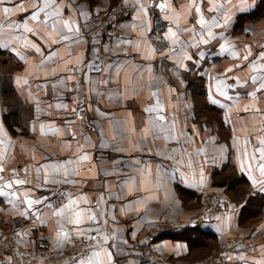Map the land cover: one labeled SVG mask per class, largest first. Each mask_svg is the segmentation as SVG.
<instances>
[{
    "label": "crops",
    "instance_id": "1",
    "mask_svg": "<svg viewBox=\"0 0 264 264\" xmlns=\"http://www.w3.org/2000/svg\"><path fill=\"white\" fill-rule=\"evenodd\" d=\"M45 2L0 0V60L11 70L16 101L15 107L3 106L0 92V165L5 168L0 187L15 179L29 181L5 188L8 196L0 197V228L20 219L23 242H31L32 222L37 221L53 246L63 249L70 241L55 245L57 222L64 224L71 238L74 226L67 222L68 213L61 219L53 210L67 203L71 193L73 198H87V203L78 199L74 208L97 214L98 223L86 221L81 227L99 228L101 236L110 237L103 247L111 251L112 264L141 260V264H162L145 258L150 238L155 250L179 264L205 257L209 258L201 264H264L263 246L248 250L264 240V192L260 191L264 174L259 169L264 161L254 151L264 147L260 143L264 59L259 56L264 51V0H47V8ZM161 3L167 5L163 10L158 7ZM117 4L125 5L128 15L121 20V35L109 40L89 16ZM5 7L12 9L10 14L3 12ZM34 12L39 13L36 20ZM158 14L172 18L168 21L178 41L173 44L169 35L172 45L161 62L145 31L146 22L150 20L152 26ZM64 21L73 24V32L63 26ZM61 34L71 39L62 40ZM53 39L59 43L53 44ZM225 42L231 47L222 48ZM17 77L28 83L17 84ZM217 80L223 82L226 95L216 92ZM209 94L217 103H211ZM200 100L207 106L202 104L199 111L196 101ZM149 107L154 111H145ZM213 114L217 120L209 118ZM159 115L165 120H157ZM144 129H148L146 138ZM102 142L108 146L102 147ZM85 155L88 160L81 159ZM238 157L245 162L244 171ZM68 160L72 163L66 164ZM249 163L256 186L249 179ZM45 164H66L76 183L44 185V169L40 168L38 180L37 167ZM250 188L254 191L248 195ZM206 191L231 195L225 223L191 224ZM25 193L42 201L27 219L20 215L26 207ZM176 222L178 227H173ZM198 230L204 233L199 235ZM227 230L236 247L229 250L228 258H216L214 242L218 244ZM192 234L200 240H192ZM196 243H204L200 251ZM69 260L63 256L52 262Z\"/></svg>",
    "mask_w": 264,
    "mask_h": 264
},
{
    "label": "rangeland",
    "instance_id": "2",
    "mask_svg": "<svg viewBox=\"0 0 264 264\" xmlns=\"http://www.w3.org/2000/svg\"><path fill=\"white\" fill-rule=\"evenodd\" d=\"M116 6V5H115ZM5 62H3L2 60H0V71L1 73H3L4 75H1L0 77V92L2 94V98H3V106H10V105H14L16 104V101L14 99V93L12 92V86H11V81H10V76L8 75L9 73H11L8 69V64H4ZM9 70V72H8ZM203 100V99H202ZM197 103V107L198 110L200 111L202 109V104L204 103L203 101H196ZM205 105L207 106V103H205ZM208 108H210L208 106ZM4 112H7V107L4 109ZM200 116V115H199ZM198 116V117H199ZM13 118V120L16 119L15 116H11ZM213 118L216 119L218 118V116L216 114L213 115H209V118ZM5 118V122L8 124L9 120H7L8 118V114L4 115ZM200 121V118H198V122ZM220 123V122H219ZM247 190V189H246ZM254 191L253 188H250L248 190V195H251L252 192ZM227 194L226 195H221V193H212V192H207L204 193V195L201 198V208L200 211L197 212V217L194 218V220H191V224L196 223V222H201L203 220H210L212 222H218V223H225V220L229 214L230 211V197L231 195L225 191ZM226 196V197H225ZM219 198L220 202H221V206L219 209L218 214H214L212 213L210 210H208V205L211 204L213 199ZM229 198V199H228ZM247 198H250L249 196H247ZM245 198L243 197L242 200H244ZM245 203V202H244ZM207 204V206L205 207V205ZM246 214V212H244V215ZM252 215L257 216L254 214V212H252ZM198 222V223H199ZM197 223V224H198ZM26 225V224H25ZM28 225V224H27ZM32 225L34 228V233L31 236V242H23L24 238L23 237V227H24V223L20 220V219H13V222L11 223V225H9L8 227H4L0 228V232L4 233V234H8V238L6 240V243L4 244L3 248L0 249V262L5 263V264H53L52 261H56L58 259H61V257H66V258H70V260L66 263H71V264H78V261L81 260L85 255L86 252L90 251V250H94L93 248L90 247V245H94L96 243V241H86L87 239H82L79 238L77 236H72L70 242L64 246L63 249H56L55 246H53V244L51 243V241L46 237L45 233L43 232L41 226L39 225V223L37 221L32 222ZM173 227H178V222H176V224ZM15 233V238L11 239L10 234ZM18 233H20L21 235H17ZM222 235V234H221ZM94 236V234H93ZM97 237V239H102L101 234L96 233L95 235ZM224 236V238H220V242H218V244L216 242H214V246L216 244V248L214 250V253L219 252V255L216 257H223L225 256V259L228 258L231 253L229 252V250L232 252L233 247H236V241H234L233 237L231 236V234L229 233V230L225 231L224 234L222 235ZM150 238V237H149ZM236 238V237H234ZM238 239V238H236ZM150 242V243H149ZM147 243V245L145 246V250H144V254L145 258L150 259V257L153 259L152 261L155 262H160L162 264H179V262L174 261L172 258H168L166 256H164L161 252L155 250V248L152 246L151 241H149ZM207 241H205L206 243ZM204 244V243H202ZM202 244H195V246L198 248L202 245ZM213 246V248H214ZM256 246H263L264 247V240L262 242V244L259 243H255L253 245H250L248 250H252L254 247ZM152 251L150 252V254H148L147 252L149 251V249ZM99 250V249H98ZM222 250L225 252L223 254ZM200 251V250H199ZM254 255V252H251ZM249 255V254H248ZM11 258V259H9ZM209 258V257H208ZM207 257L203 258V260H195V261H190L189 264H201L200 262L205 261L206 259H208ZM86 259V258H85ZM84 259V260H85ZM214 259L215 258H211ZM143 260L137 262L138 264H141ZM151 261V260H150ZM133 264H136V262H132ZM256 264H259L258 262Z\"/></svg>",
    "mask_w": 264,
    "mask_h": 264
},
{
    "label": "snow or ice",
    "instance_id": "3",
    "mask_svg": "<svg viewBox=\"0 0 264 264\" xmlns=\"http://www.w3.org/2000/svg\"><path fill=\"white\" fill-rule=\"evenodd\" d=\"M137 3H139V0H137ZM35 7V6H34ZM48 7L47 4V0L45 2V8ZM158 7L160 9H165L167 7L166 4L161 3L158 5ZM140 10L143 11L145 13V15H147V9L144 8V6L141 4L140 5ZM198 12L200 11L199 8L196 9ZM243 10V9H241ZM12 11L11 8L5 7L3 9V12L5 14H10ZM40 11H44V9H40ZM60 10L57 9L56 14L59 15ZM83 14V13H81ZM39 13L38 12H34L32 19L36 20L38 19ZM179 17L177 16L176 19H178ZM164 19L169 20L172 19L171 17H164ZM226 20L230 19V17H225ZM201 24H204V20L203 18H201V20L199 21ZM63 26L67 28L68 32H73V24L69 21H64L63 22ZM26 30L31 32L30 28H27V25H25ZM56 26L53 25V28H55ZM135 25H133V29H135ZM80 31L79 26L77 25L75 27V32L78 34ZM145 31L150 32L151 31V21H147L145 24ZM169 35L172 38V42L173 44L177 43V33L173 32L171 28H169ZM209 35H211V33H209ZM62 40H69L71 39V37H69L68 35H63L61 34L60 37ZM168 38V37H166ZM53 44L59 43L58 40L53 39L52 40ZM128 43H132L131 41H128ZM138 46V45H137ZM222 48H226V47H231V45L228 42H225V45L221 46ZM246 48L249 49V54H250V46H246ZM107 50V49H105ZM37 51H39V48H37ZM155 49H152V52H154ZM52 55H56L55 53H53ZM259 56L261 59H264V51H261L259 53ZM49 59H51V56L49 57ZM185 59H190V57H185ZM245 60L248 59V56L244 57ZM71 63V62H69ZM80 61H77V64H79ZM228 71H231V69H228ZM117 72L119 73V69H117ZM255 79V78H253ZM17 84L23 83V84H27L28 81L26 78H22V77H17L16 80ZM63 81H61L62 83ZM104 83H108V81H104ZM260 89H264V83H262L260 85ZM216 92L220 93V95H226V92L224 91V85L223 82L220 80H217L216 82ZM152 95H157L156 93H152ZM253 97H255V92L252 93ZM209 100L211 101V103L215 104L217 103V101L215 99L212 98V95L209 94ZM157 108L160 107V103L159 100H157ZM245 110L247 111L248 108L246 107ZM73 111H75V109H73ZM97 111H99L97 109ZM145 111L147 112H152L154 111L153 108L149 107L146 108ZM227 118V117H226ZM82 119V117H81ZM159 121H164L165 117L163 115H159L156 118ZM0 129H2V126H0ZM35 130V129H33ZM44 131V126L41 125V132L43 133ZM50 132H56L58 131V129H49ZM161 131H164L163 128H161ZM72 135L74 136L75 134L72 133ZM101 135H103V131L101 130ZM148 135V129H144V137L146 138ZM175 138V137H174ZM87 139V138H86ZM113 139H115V136L113 137ZM261 144H264V139H262L260 141ZM102 147H107L108 145L106 143L101 144ZM117 151H122V149H117ZM254 151H259V157L261 161H264V147L259 148L257 150ZM245 155H247V153L245 152ZM81 159L83 160H88L89 157L88 156H82ZM72 161L68 160L66 162V164H71ZM238 163L240 166V170L244 171L245 170V162L242 159H239L238 157ZM66 164H45V165H40L37 167V179H40V168L42 167L44 169V173H43V184L47 185L49 183H66V184H74L76 183L75 180L70 179V171L68 169V167L66 166ZM248 169H249V179L252 181L253 186H256V184L258 183L257 179L255 176H253L251 174V163H249L247 165ZM260 172L261 174H264V163H261L259 166ZM50 170V171H49ZM5 171V168L0 165V180H3V176L2 173ZM25 174L27 175L28 169L25 168ZM18 175V173L15 171V169L12 170V176L16 177ZM76 175H79L78 172H76ZM56 177H61V179H57ZM201 182H203V177H201ZM13 183H15L16 185H25L27 183H29V181L27 180H23V179H15L14 182H8L6 183L3 187H0V197H6L8 196V192L5 191V188L7 189H12L13 188ZM261 186H260V191L264 192V182H260ZM131 187V185H130ZM47 198L45 197L44 200H46ZM67 203L58 206L57 209L53 210V214L57 217H60L61 219H63L65 217V214L68 213L67 215V222L69 225L74 226L72 228V231L75 232V235L77 237H84L86 236L88 233L91 232H96V233H100V229L99 228H91V227H81L82 225L85 224L86 221H90L92 223H98L97 221V214L95 212H91V211H83V210H77L76 208H74L75 205L78 204V199H81L84 201V203H87V198L86 197H79V198H73L72 194L69 193L67 195ZM9 204H12L13 202L11 200L7 201ZM42 203L41 200L38 199H32V198H28V193H25V199L23 200V204L26 205V207L24 208L23 211L20 212V215L23 216L24 218H28L29 216V212L31 211L32 207L36 204H40ZM59 227L58 230L56 231V235H55V239H54V243L57 247L63 246L64 243L69 242L71 240V236L69 235V232L67 230H65V226L63 223H61V221L57 222ZM17 235H21L20 233H18ZM114 238V236L112 237ZM110 237L108 235H103L102 239H97L96 236L93 235H87V240L89 241H96V243L94 245H90L91 248L93 249H99V250H94L92 255L90 257H88L86 260L81 259L78 261V264H106L105 258H107V264H112V253L108 248L103 247L104 244H107L109 241ZM11 259V258H9Z\"/></svg>",
    "mask_w": 264,
    "mask_h": 264
},
{
    "label": "built area",
    "instance_id": "4",
    "mask_svg": "<svg viewBox=\"0 0 264 264\" xmlns=\"http://www.w3.org/2000/svg\"><path fill=\"white\" fill-rule=\"evenodd\" d=\"M127 15L128 10L126 6L123 4H117L115 7L106 12H98L91 14L89 16V21L102 32L105 38L112 40L121 35L120 23L121 20L124 19V17H126ZM170 25L171 24L168 20L164 19L162 15L158 14L153 17L151 31L148 32V39L150 40L155 49L156 59L159 62L164 59L166 51L172 45L168 33ZM206 206L207 204L205 205V207ZM220 206V199L216 198L212 200L210 205H208V210H210L214 214H218ZM10 236L11 239H14L15 233L10 234ZM7 238L8 234L0 232V249L3 248ZM148 241H151V238L148 239ZM150 252L152 251L149 249L147 253L150 254Z\"/></svg>",
    "mask_w": 264,
    "mask_h": 264
},
{
    "label": "trees",
    "instance_id": "5",
    "mask_svg": "<svg viewBox=\"0 0 264 264\" xmlns=\"http://www.w3.org/2000/svg\"><path fill=\"white\" fill-rule=\"evenodd\" d=\"M197 95L199 94V93H196ZM204 105V104H203ZM204 106H206V105H204ZM7 120H9V117L7 118ZM9 122V121H8ZM8 124H10V123H8ZM195 230H197V229H194V231ZM197 232H199V235L200 234H202V233H204V231L203 232H200L199 230L197 231ZM193 236H191V238H192V240H194V241H197V240H200V237H198L197 238V235H195V234H192ZM207 235V234H206ZM212 236V235H211ZM151 242H152V239H151Z\"/></svg>",
    "mask_w": 264,
    "mask_h": 264
}]
</instances>
